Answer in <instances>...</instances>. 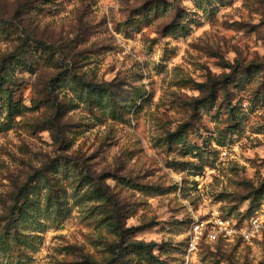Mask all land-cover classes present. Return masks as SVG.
<instances>
[{"label":"rangeland","instance_id":"obj_1","mask_svg":"<svg viewBox=\"0 0 264 264\" xmlns=\"http://www.w3.org/2000/svg\"><path fill=\"white\" fill-rule=\"evenodd\" d=\"M0 74V264H264L186 248L264 226V0H0Z\"/></svg>","mask_w":264,"mask_h":264},{"label":"built area","instance_id":"obj_2","mask_svg":"<svg viewBox=\"0 0 264 264\" xmlns=\"http://www.w3.org/2000/svg\"><path fill=\"white\" fill-rule=\"evenodd\" d=\"M264 226L258 217H252L246 226H241L231 218L224 217L218 210L211 209L203 216H193L190 222L186 248L189 254L197 251L201 242L215 244L239 238L249 243L263 232Z\"/></svg>","mask_w":264,"mask_h":264},{"label":"trees","instance_id":"obj_3","mask_svg":"<svg viewBox=\"0 0 264 264\" xmlns=\"http://www.w3.org/2000/svg\"><path fill=\"white\" fill-rule=\"evenodd\" d=\"M83 83V84H82ZM81 84L82 85H86L87 86V83H85L84 81L82 82ZM4 84H6V80H5V77L4 76H1V74H0V87L1 86H3ZM88 87H91V86H88ZM60 111H61V104L59 103V113H60ZM120 230V229H119ZM121 232V231H120ZM218 243H221V242H217V243H215V244H218ZM135 245H142L140 242H136V244ZM90 264H92V263H90Z\"/></svg>","mask_w":264,"mask_h":264}]
</instances>
